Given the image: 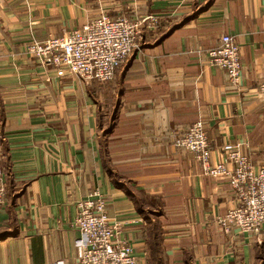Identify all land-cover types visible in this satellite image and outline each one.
<instances>
[{"label": "crops", "instance_id": "0c3cea01", "mask_svg": "<svg viewBox=\"0 0 264 264\" xmlns=\"http://www.w3.org/2000/svg\"><path fill=\"white\" fill-rule=\"evenodd\" d=\"M100 12L143 20L113 79L57 76L26 51ZM222 33L239 44L238 89L208 60ZM263 80L264 0H0V264H77L76 202L95 188L129 220L139 264L155 250L163 264H253L264 223L223 232L235 195L172 136L202 119L212 161L233 142L262 164Z\"/></svg>", "mask_w": 264, "mask_h": 264}, {"label": "built area", "instance_id": "2783aa9c", "mask_svg": "<svg viewBox=\"0 0 264 264\" xmlns=\"http://www.w3.org/2000/svg\"><path fill=\"white\" fill-rule=\"evenodd\" d=\"M142 21L100 12L62 35L43 40L32 38L25 48L38 64L54 69L57 76L75 75L85 82L108 81L138 48ZM207 54L210 64L225 69L234 88L241 87L239 44L230 33H222ZM258 89L264 92V80ZM172 141L193 154L202 175L224 178L235 195V206L215 218L222 231L236 228L242 233L258 232L264 223V161L255 165L239 143L233 142L224 143L221 159L212 161V149L202 119H196L186 130L173 135ZM2 175L0 157V204L6 194ZM76 209L73 226L80 233L77 264H139L133 244L122 233L129 220L111 218L98 189L77 201Z\"/></svg>", "mask_w": 264, "mask_h": 264}, {"label": "rangeland", "instance_id": "374dc122", "mask_svg": "<svg viewBox=\"0 0 264 264\" xmlns=\"http://www.w3.org/2000/svg\"><path fill=\"white\" fill-rule=\"evenodd\" d=\"M236 229V228H235ZM231 231V229L228 232L225 233H229ZM242 233V232H240ZM256 253L255 256L253 257V264H264V240H262L261 243H259L255 249ZM159 253L154 254L153 258H150L149 261L151 264H157L156 260L157 259H161V262L163 264V259L160 258Z\"/></svg>", "mask_w": 264, "mask_h": 264}, {"label": "trees", "instance_id": "16d2710c", "mask_svg": "<svg viewBox=\"0 0 264 264\" xmlns=\"http://www.w3.org/2000/svg\"><path fill=\"white\" fill-rule=\"evenodd\" d=\"M153 246H154V244H153ZM156 253H158L157 250L153 251V252H152V256H151V258H153V257H154V254H156ZM156 263H157V264H162L161 259H157V260H156Z\"/></svg>", "mask_w": 264, "mask_h": 264}]
</instances>
